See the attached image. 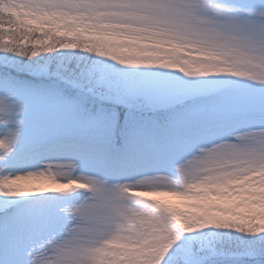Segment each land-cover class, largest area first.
Listing matches in <instances>:
<instances>
[{"label": "snow or ice", "instance_id": "snow-or-ice-1", "mask_svg": "<svg viewBox=\"0 0 264 264\" xmlns=\"http://www.w3.org/2000/svg\"><path fill=\"white\" fill-rule=\"evenodd\" d=\"M0 264H264V0H0Z\"/></svg>", "mask_w": 264, "mask_h": 264}]
</instances>
